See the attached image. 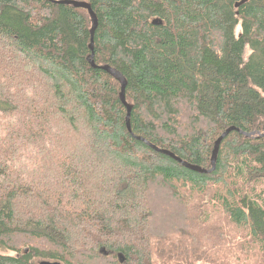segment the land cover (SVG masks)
<instances>
[{
    "label": "trees",
    "instance_id": "obj_1",
    "mask_svg": "<svg viewBox=\"0 0 264 264\" xmlns=\"http://www.w3.org/2000/svg\"><path fill=\"white\" fill-rule=\"evenodd\" d=\"M53 1L0 0V264H215L220 212L264 264V0Z\"/></svg>",
    "mask_w": 264,
    "mask_h": 264
},
{
    "label": "water",
    "instance_id": "obj_2",
    "mask_svg": "<svg viewBox=\"0 0 264 264\" xmlns=\"http://www.w3.org/2000/svg\"><path fill=\"white\" fill-rule=\"evenodd\" d=\"M52 1V0H50ZM53 2L55 3H61V4H72L75 7H82L87 9L88 11V15L90 17V22H91V28H90V34H91V43H90V48L92 49V39H93V34H94V30L97 26V19L95 14L93 13V11L91 10L89 4L85 3V2H80V1H75V0H54ZM245 2H247V0H239L238 2L235 3V7H238L241 4H244ZM90 57H92V54L90 55ZM90 64L92 65V67H95V65L93 64V61L90 59L89 60ZM100 69L105 70L108 74H110L115 80H117L120 83V93H119V98L122 102V104H124V106L126 107L127 110V117H126V123H127V127L128 129L129 127V115H130V106L125 102V96H124V88L126 85V81L125 78L115 69L104 65L101 66ZM231 130H237L240 133H243L242 131H240L237 128L234 127H229L227 128L222 134H220V136H218V138L215 140L214 142V146H213V150H212V154H211V159H210V165L211 167L209 169L206 168H202L200 166L197 165H193V164H189L185 161H181L178 157H176L175 155H173V153L167 151V150H160V152L165 153L171 157H173L174 159H176L178 162H180L183 166L189 168L190 170L199 172V173H210L214 167H215V162H216V156H217V151L220 145L221 140L228 135V133ZM254 132L251 133H245V135L249 136V135H253ZM258 136H264V134H259ZM101 252H104L103 250H101ZM106 254V253H104ZM119 261L122 262V258L119 257ZM39 264H60L59 262H51V261H47V260H43L41 261Z\"/></svg>",
    "mask_w": 264,
    "mask_h": 264
},
{
    "label": "rangeland",
    "instance_id": "obj_3",
    "mask_svg": "<svg viewBox=\"0 0 264 264\" xmlns=\"http://www.w3.org/2000/svg\"><path fill=\"white\" fill-rule=\"evenodd\" d=\"M214 224L227 235V239L222 243L221 251L217 255L218 261L215 264H254V257H251L249 253L245 255L241 252L240 242L244 237V232L230 224L221 212L219 213L218 219L214 221Z\"/></svg>",
    "mask_w": 264,
    "mask_h": 264
}]
</instances>
